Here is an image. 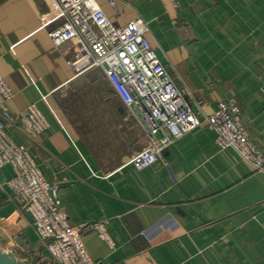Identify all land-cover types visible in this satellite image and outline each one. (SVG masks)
<instances>
[{
  "label": "crops",
  "instance_id": "obj_1",
  "mask_svg": "<svg viewBox=\"0 0 264 264\" xmlns=\"http://www.w3.org/2000/svg\"><path fill=\"white\" fill-rule=\"evenodd\" d=\"M95 1L117 26L141 17L192 109L203 118L220 101L235 102L264 151V0ZM61 22L52 0H0V74L13 93L11 114L35 103L49 122L33 142L12 136L31 145L55 203L73 225L108 222L113 246L94 232L83 235L91 258L98 264H264V173L232 149L218 148L204 122L170 144L163 161L141 170L126 163L145 145L139 127L123 160L107 168L96 159L57 105L58 94L91 71L76 74L67 64L73 42L53 45L48 32ZM12 176L10 165L0 168V244L33 264H59L5 184Z\"/></svg>",
  "mask_w": 264,
  "mask_h": 264
},
{
  "label": "built area",
  "instance_id": "obj_2",
  "mask_svg": "<svg viewBox=\"0 0 264 264\" xmlns=\"http://www.w3.org/2000/svg\"><path fill=\"white\" fill-rule=\"evenodd\" d=\"M52 3L62 18L61 24L48 32L53 45L60 47L73 42L75 50L67 64L76 74L101 70L122 101L127 116L143 133L145 145L131 154L127 164L141 170L163 161V152L170 144L204 122L214 131L218 148L232 149L256 172L264 173V151L248 133L239 106L233 101H220L217 108L201 118L159 61L147 36L148 24L141 17L117 26L95 0H52ZM12 94L0 74V168L10 165L13 170V176L5 184L15 194L21 209L31 215L33 228L53 261L98 264L88 254L83 235L94 232L113 246L107 220L70 223L65 209L55 203L52 185L36 161L31 145L12 136V132L17 133L33 142L48 129L49 122L35 103L18 115L11 114L7 102ZM197 106L201 110L199 103ZM3 187L0 182V190Z\"/></svg>",
  "mask_w": 264,
  "mask_h": 264
},
{
  "label": "rangeland",
  "instance_id": "obj_3",
  "mask_svg": "<svg viewBox=\"0 0 264 264\" xmlns=\"http://www.w3.org/2000/svg\"><path fill=\"white\" fill-rule=\"evenodd\" d=\"M111 90L104 75L98 69H92L70 89L59 93L57 100L65 119L89 145L102 166L107 168L127 156V150L135 146L139 134V126L130 124L131 119L123 105V116H120V105L113 103Z\"/></svg>",
  "mask_w": 264,
  "mask_h": 264
},
{
  "label": "water",
  "instance_id": "obj_4",
  "mask_svg": "<svg viewBox=\"0 0 264 264\" xmlns=\"http://www.w3.org/2000/svg\"><path fill=\"white\" fill-rule=\"evenodd\" d=\"M0 264H33V263L28 259H21L14 250L6 249L0 244Z\"/></svg>",
  "mask_w": 264,
  "mask_h": 264
},
{
  "label": "trees",
  "instance_id": "obj_5",
  "mask_svg": "<svg viewBox=\"0 0 264 264\" xmlns=\"http://www.w3.org/2000/svg\"><path fill=\"white\" fill-rule=\"evenodd\" d=\"M21 259H25V258L21 257Z\"/></svg>",
  "mask_w": 264,
  "mask_h": 264
}]
</instances>
